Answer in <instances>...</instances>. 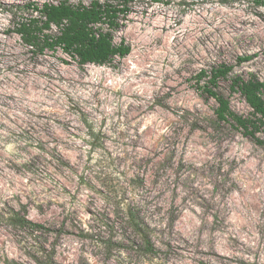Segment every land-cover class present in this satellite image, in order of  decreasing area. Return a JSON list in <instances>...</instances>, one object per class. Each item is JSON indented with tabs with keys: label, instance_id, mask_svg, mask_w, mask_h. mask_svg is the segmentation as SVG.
Masks as SVG:
<instances>
[{
	"label": "rangeland",
	"instance_id": "rangeland-1",
	"mask_svg": "<svg viewBox=\"0 0 264 264\" xmlns=\"http://www.w3.org/2000/svg\"><path fill=\"white\" fill-rule=\"evenodd\" d=\"M55 1L0 0V264H50L46 250L54 264H264V147L219 122L196 79L232 65L219 90L252 115L230 83L264 80V6L135 0L115 36L131 52L79 66L14 30L29 4ZM20 209L46 231L16 228Z\"/></svg>",
	"mask_w": 264,
	"mask_h": 264
},
{
	"label": "trees",
	"instance_id": "trees-1",
	"mask_svg": "<svg viewBox=\"0 0 264 264\" xmlns=\"http://www.w3.org/2000/svg\"><path fill=\"white\" fill-rule=\"evenodd\" d=\"M135 0H89L88 3L73 0H56L55 2L31 3L28 17H21L15 23V32L23 43L36 54L61 49L74 59L79 66L89 63L105 65L116 57L123 58L131 52V46L125 41L117 43L116 33L126 24L133 10ZM160 1V0H154ZM257 6H264V0H252ZM56 28V32L54 29ZM251 59V56L240 57V62ZM233 66L222 63L210 71L202 69L196 79L199 89L207 97L216 100L214 110L219 122H232L244 130V133L264 147V140L257 132L264 128V80L251 77L247 80L240 76L231 79V92H239L252 108L251 116L236 113L231 107V100L219 90L220 81L228 78ZM12 223L16 228L43 234L46 227L28 218L20 210H14ZM130 226L135 230V243L144 255H152L155 251L148 225L135 211L128 218ZM47 257L53 263V252L46 250ZM38 260V258L36 259ZM7 264H18L8 260Z\"/></svg>",
	"mask_w": 264,
	"mask_h": 264
}]
</instances>
